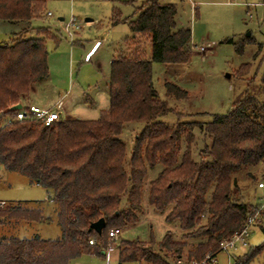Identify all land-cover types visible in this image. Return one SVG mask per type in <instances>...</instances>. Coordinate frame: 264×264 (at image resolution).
Returning <instances> with one entry per match:
<instances>
[{"label":"trees","instance_id":"1","mask_svg":"<svg viewBox=\"0 0 264 264\" xmlns=\"http://www.w3.org/2000/svg\"><path fill=\"white\" fill-rule=\"evenodd\" d=\"M45 1L0 0V21L30 26ZM176 15L174 4L158 0H145L132 18L122 19L115 9L111 24L127 22L131 36L123 39L110 61L107 108L96 119L60 117L48 127L35 120L6 122L16 112L10 107L22 103L31 88L48 77L44 38L55 33L46 36L49 27H40L35 36L27 37V29H22L11 42L0 43V165L49 191L60 228L55 239L0 235V264H69L82 254L101 255L110 229L138 222L144 178L148 168L157 164L162 169L149 183L148 204L160 212L170 207L165 219L178 222L185 232L183 239L175 240L167 232L158 242L152 234L148 242L120 240L119 264H175L186 248L183 258L200 260L218 254L220 243L242 229L256 203L244 200L234 173L264 162V100L246 92L226 113L213 114L207 122L178 120L168 125L159 120L171 108L159 98L152 63L187 64L193 55L191 30L179 26ZM137 34L148 36L149 58ZM242 47L243 43L237 45L236 52L241 53ZM248 68V63L242 64L239 75ZM164 87L166 96L188 97V91L175 83L166 81ZM127 122L144 124L134 135L128 160L120 139ZM194 128L210 140L198 160L192 158ZM100 218L105 226L96 233L90 225ZM44 220L37 204L0 206V229ZM253 227L264 233V219ZM90 239L94 244H89ZM188 239L197 243L193 246ZM260 253L264 239L236 257L234 264H247Z\"/></svg>","mask_w":264,"mask_h":264},{"label":"rangeland","instance_id":"2","mask_svg":"<svg viewBox=\"0 0 264 264\" xmlns=\"http://www.w3.org/2000/svg\"><path fill=\"white\" fill-rule=\"evenodd\" d=\"M125 1L129 0H46L42 12L32 18L30 26L22 22L0 21V43L11 42L14 36H17L15 34L13 36L12 32L22 26L28 31L24 34L27 37L35 36L36 29L40 27H49L44 31L46 36L55 33L54 37L44 38L48 77L34 85L35 89L23 99V103L26 104L28 100L39 106L49 107L59 96L66 93L63 99L64 106L57 105L60 116L65 117L69 114L70 118L74 119H96L99 109L108 101L106 79L109 61L115 54V46L126 36L131 35L127 22L120 21L112 25L109 17L112 10L116 9L122 19L132 18L135 7L144 2ZM158 1L160 4L175 5L177 24L191 30L193 53L187 64L152 63V77L159 98L166 100L171 108V111L159 120L168 125H175L178 120L207 122L211 120L213 114L226 113L231 104L246 92L259 100H264V84L261 82L264 74V0ZM71 17H74L78 28L70 40L64 26ZM85 18H90L91 21L86 22ZM249 37L253 41H246ZM136 39L140 41L141 47L146 51V57L149 58L151 44L148 36L137 34ZM93 43L95 46L100 43V46L95 53L93 52L90 60L85 61L84 55ZM241 43L242 52L237 53L235 48ZM244 63H248L249 68L240 76L239 69ZM166 81L186 89L188 97L176 100L166 96L164 87ZM89 97L93 98L94 103L88 100ZM67 110L69 112L65 113ZM143 126L142 122L124 124L120 139L125 143L126 160L130 157L134 135ZM194 133L196 141L192 146V158L198 160L204 143L210 144V140L204 139L197 128H194ZM161 169L162 166L157 164L147 170L141 195L142 212L138 222L123 228L116 240H108L105 248L109 250L110 264H119L117 242L120 240L148 242L152 234L158 242L167 232H171L175 240L183 239L185 232L179 228L178 222H168L165 219L170 207L160 212L147 201L149 183ZM234 175L239 180L244 200L256 203L259 200L256 183L264 179V162L239 170ZM49 194L42 186L30 183L25 176L7 171L0 165V199L7 203L20 202L29 206L36 204L42 206L44 216L47 218L28 226H4L0 229V235L57 238L60 235V228L56 221V205ZM263 239L264 233L260 228L253 227L247 237L248 244L229 251L230 264H234L236 257H240L249 247L260 244ZM187 241L193 243V246L197 243V240ZM186 251L187 248L183 257H186ZM216 259L217 264H228V255L225 251L219 252ZM263 259L264 253H260L247 264H262ZM102 262V255L82 254L69 264ZM122 264L138 263L128 261Z\"/></svg>","mask_w":264,"mask_h":264},{"label":"built area","instance_id":"3","mask_svg":"<svg viewBox=\"0 0 264 264\" xmlns=\"http://www.w3.org/2000/svg\"><path fill=\"white\" fill-rule=\"evenodd\" d=\"M50 14L49 12L47 13ZM78 28V25H75L74 17H71L69 21L65 24L64 30L69 36L70 40L73 37L74 31ZM197 48V47H196ZM202 48V47H199ZM60 112L58 111L57 106L54 107H40L35 104H23L20 109H17L15 115L10 118L6 123H9L12 120L21 121V120H35L42 123L44 126L48 127L56 122L60 118ZM256 188L259 193V200L254 204L251 210L247 213L244 225L239 232H236L231 236L230 239L225 240L220 243V252L225 251L228 255V264H230V254L229 251L235 250L238 246H246L248 244L247 237L251 232V228L260 223L264 219V179H260L256 183ZM5 202L0 200V206H3ZM123 231V228L117 227L112 228L108 231V240H116L119 237V234ZM89 244H94L93 239L89 240ZM104 253L103 262L101 264H110L111 259L109 255V250L103 248ZM217 254H208L200 260L192 259L188 260L186 258H178L175 261V264H217L216 259Z\"/></svg>","mask_w":264,"mask_h":264},{"label":"crops","instance_id":"4","mask_svg":"<svg viewBox=\"0 0 264 264\" xmlns=\"http://www.w3.org/2000/svg\"><path fill=\"white\" fill-rule=\"evenodd\" d=\"M145 1V0H144ZM142 4V3H141ZM140 4V5H141ZM139 5V6H140ZM139 6H136L135 7V9L137 8V7H139ZM115 9V8H114ZM134 9V10H135ZM112 11H114V10H112ZM112 14H113V12H112ZM111 14V15H112ZM111 17V16H110ZM110 17H109V19H110ZM120 17H121V15H120ZM86 19V18H85ZM91 21V20H90ZM19 22H21V21H18V22H16V23H19ZM86 22H88V21H86ZM22 23H24V24H26L25 22H22ZM115 25V24H114ZM26 26H27V24H26ZM23 28H25L24 26H22V27H20V29H18L17 31H13L12 32V34H15V33H18L20 30H22ZM131 36V35H130ZM137 36V35H136ZM126 37H128V36H126ZM97 41V40H96ZM95 41V42H96ZM123 41V40H122ZM94 42V43H95ZM92 44V46L90 47V49L86 52V54L84 55V60L85 61H87V60H90V58H91V56L96 52V50L98 49V47L100 46V43H99V45L98 46H95V44ZM121 43L122 42H120L119 44H117V46H115V54H117V52L119 51V48H120V45H121ZM151 44V43H150ZM96 48V49H95ZM94 52V53H93ZM145 53H146V51H145ZM113 55L112 56V58L110 59V61L116 56V55ZM110 61H109V64H110ZM49 74V73H48ZM107 79H108V77H107ZM107 79H106V83H107ZM35 89V87L33 86L32 88H31V91L32 90H34ZM106 92H107V85H106ZM65 94L66 93H63V95H61V96H59L58 98H57V100L51 105V106H49V107H54V106H57V105H62V106H64V101H63V99H65ZM107 96H108V93H107ZM88 100L91 102V103H94V100H93V98H91V97H89L88 98ZM108 102H109V99H108V101L107 102H105V103H107V104H103V106L99 109V111H98V116H99V112L102 110V109H105V108H107V106H108ZM23 103V102H22ZM35 104L34 102H31V101H28L27 100V103L26 104ZM23 104H25V103H23ZM35 105H37V104H35ZM37 106H39V105H37ZM40 107H48V106H40ZM69 112V110H67L65 113H68ZM62 117V116H61ZM63 118H70V115L69 114H67V116H65V117H63ZM1 200V199H0ZM4 201V200H3ZM4 202H6V201H4ZM257 202V201H256ZM102 251V250H101ZM102 255V254H101Z\"/></svg>","mask_w":264,"mask_h":264},{"label":"water","instance_id":"5","mask_svg":"<svg viewBox=\"0 0 264 264\" xmlns=\"http://www.w3.org/2000/svg\"><path fill=\"white\" fill-rule=\"evenodd\" d=\"M90 18H86L85 21H90ZM22 106L21 102H18L10 107L11 110H17L20 109ZM105 226V222L103 218L98 219L97 221L91 223L90 228L95 231L96 233H101L102 229ZM104 251H101V254H103Z\"/></svg>","mask_w":264,"mask_h":264}]
</instances>
